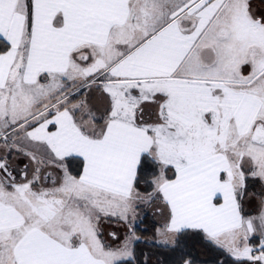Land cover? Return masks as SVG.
I'll return each mask as SVG.
<instances>
[{"label":"snow or ice","instance_id":"1","mask_svg":"<svg viewBox=\"0 0 264 264\" xmlns=\"http://www.w3.org/2000/svg\"><path fill=\"white\" fill-rule=\"evenodd\" d=\"M0 45V264H264V0H0Z\"/></svg>","mask_w":264,"mask_h":264},{"label":"trees","instance_id":"2","mask_svg":"<svg viewBox=\"0 0 264 264\" xmlns=\"http://www.w3.org/2000/svg\"><path fill=\"white\" fill-rule=\"evenodd\" d=\"M2 47V45H0ZM159 219L158 217H154L152 213L149 211L147 213V218L143 223H140L137 229V232L139 235L142 236V238H151L155 229L159 227V224L152 223L153 220ZM162 223V222H161ZM147 229V231H143L144 229ZM255 242V241H254ZM145 247H151V244H144L140 243L137 245V248H145Z\"/></svg>","mask_w":264,"mask_h":264},{"label":"crops","instance_id":"3","mask_svg":"<svg viewBox=\"0 0 264 264\" xmlns=\"http://www.w3.org/2000/svg\"><path fill=\"white\" fill-rule=\"evenodd\" d=\"M50 130H54V129H50ZM23 163H26V161H21V166H23Z\"/></svg>","mask_w":264,"mask_h":264},{"label":"rangeland","instance_id":"4","mask_svg":"<svg viewBox=\"0 0 264 264\" xmlns=\"http://www.w3.org/2000/svg\"><path fill=\"white\" fill-rule=\"evenodd\" d=\"M113 230V228H107L106 229V231H112Z\"/></svg>","mask_w":264,"mask_h":264}]
</instances>
